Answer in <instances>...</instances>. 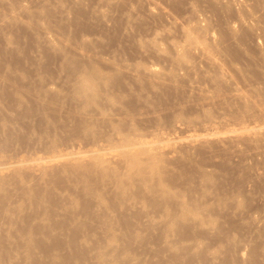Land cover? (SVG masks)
I'll use <instances>...</instances> for the list:
<instances>
[{"label":"bare ground","instance_id":"6f19581e","mask_svg":"<svg viewBox=\"0 0 264 264\" xmlns=\"http://www.w3.org/2000/svg\"><path fill=\"white\" fill-rule=\"evenodd\" d=\"M160 2L0 0V264H264V0Z\"/></svg>","mask_w":264,"mask_h":264},{"label":"rangeland","instance_id":"374dc122","mask_svg":"<svg viewBox=\"0 0 264 264\" xmlns=\"http://www.w3.org/2000/svg\"><path fill=\"white\" fill-rule=\"evenodd\" d=\"M159 1H161L160 3L165 4V0H159ZM175 1H182V2H185V4H186V2L191 1V0H175ZM139 7H140V4L137 6V12H136V14H138L139 16L137 15V17L134 20H132V23H131L132 26H130L126 30L122 28L123 27L122 23H123L124 20L122 21V19H120L121 20V23H120L121 27H120V24H117V23L113 22L114 18L119 16V14L116 11H114V13L112 14L113 15V20L107 21L108 23L107 22H104V23L98 22L97 25L96 24L93 25V26L90 25L89 28L86 30V33L88 32L87 36L90 37L92 40L96 41V39H97V42H95V44H96V47H95L96 49L95 50H97L98 52L103 53V54H108V53H111V52L119 53V52H123V50L121 49L122 45L130 46V44H131V47H129L127 49V54H126L127 56H129L130 55L129 53H135L136 52V50L133 49V46H134L133 41L136 38H141V37L144 38V37L152 36L154 34L153 33L154 29L159 28V30H160L161 26H163V25L166 26L168 24V22L171 20V18L164 17V16L159 18V19H157V18H151V19L148 18L147 19L148 16L146 15L147 17L146 16L144 17L145 14L142 11L138 12L139 9L141 10V8H139ZM141 13H143V16H142ZM173 13L176 16V13L175 12H173ZM141 17H143V18H141ZM144 18H145V21H146L145 24L144 23H140V22H144ZM146 19L147 20L150 19V20L147 21ZM152 19L154 21H152ZM105 24H106L107 27H105ZM138 25H140V26H138ZM171 30H173L174 34H176L175 33L176 31L174 29H171ZM124 31H126V33ZM127 31H130V32H127ZM103 33H105V34H103ZM106 39H108V40H106ZM118 39L120 41L119 44H118V41H117ZM18 42H19L20 47H22L23 52H27V53L31 52V50H32L31 43H29L28 41H26L24 39H20ZM0 47H3V45L2 46L0 45ZM137 54L138 53L136 52V55ZM245 88H249V87L245 86ZM166 111L167 112L163 113V114L166 113L165 114V119L163 120V122H161V126L163 127L162 131H166V129L170 127V124H172L174 119H175V116L170 114L171 110H166ZM183 111L187 115H189V118H191L192 115H195L194 119L195 120L197 119V122L201 121L203 119V117H204V114H202L201 111H197V112L194 113V111H196V110H194L193 108L190 109L189 107L188 108L184 107ZM191 113H194V114H191ZM175 114H176V112H175ZM169 115H171V116H169ZM215 115H218V113L214 112V116ZM226 116L229 117L228 114H226ZM223 119H225V118H223ZM185 120H187V119H185ZM225 121H229V122H225ZM193 126H194V129H196V130H198L199 127H200L198 125V123H195ZM223 126H224V128H229L230 126H232V121L231 120H227V118H226V120H224V122H223ZM177 134L180 135L181 131L177 132ZM209 162H208V160H206V161H203L202 163L205 165V164H208ZM217 166L218 165L215 164L214 167L216 169H218ZM220 168H222V167L219 166V169ZM246 209L247 210H251V212H255V214H257V215H264V201H262V202L260 201L259 202L258 200L249 199L248 202L245 204V210ZM218 211L222 215V218H220L219 222H221V221L223 222V228L224 229H230V227L228 226V222L232 221L233 219L230 217V215H229V213L227 211L220 210V209ZM235 231L236 232H233V234H232V237L234 239L240 240L242 242H244V241L248 242V240H249V243L255 242L254 241L255 239L252 236L248 235L247 231H245L243 229H241L239 231H237V230H235ZM259 241L260 242H264V237L260 238Z\"/></svg>","mask_w":264,"mask_h":264}]
</instances>
